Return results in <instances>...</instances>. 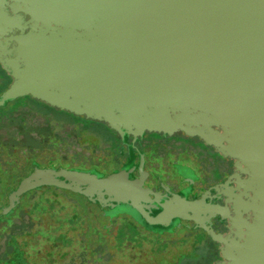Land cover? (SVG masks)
Returning a JSON list of instances; mask_svg holds the SVG:
<instances>
[{"label": "water", "instance_id": "obj_1", "mask_svg": "<svg viewBox=\"0 0 264 264\" xmlns=\"http://www.w3.org/2000/svg\"><path fill=\"white\" fill-rule=\"evenodd\" d=\"M0 61L12 77L1 105L30 95L123 141L183 131L235 159L247 177L236 173L234 235H214L218 264H264V0H0ZM72 171L90 177L63 184L35 168L25 190L54 185L104 206L131 189L123 170L60 172Z\"/></svg>", "mask_w": 264, "mask_h": 264}, {"label": "rangeland", "instance_id": "obj_2", "mask_svg": "<svg viewBox=\"0 0 264 264\" xmlns=\"http://www.w3.org/2000/svg\"><path fill=\"white\" fill-rule=\"evenodd\" d=\"M5 85L7 89L9 85ZM8 105L12 114L8 121L13 122L10 130L14 134L17 127H21L24 145H14L10 149L2 142L0 157L8 159L7 164L11 165L0 164V200L21 188L22 174L34 170L28 168L31 165L28 162L33 159L42 164L43 179L63 184L88 180L90 175L80 178L74 171L72 174L60 171L75 169L105 174L126 162L120 153L125 141L105 122L52 107L30 95L17 98ZM147 142L139 147L133 144L140 155L139 164L133 167L138 170L139 176L133 181L137 187L143 184L149 172L148 162L157 166L160 161L162 166L161 162L164 163L172 152L170 149H193L202 161L208 159L210 170L215 166L208 157V150L194 138L176 135L163 141L158 136H149ZM150 148L161 157L150 160L146 154ZM124 179L123 173L120 174L119 181ZM26 193L21 208L10 216H16L15 224L0 223V231L10 232L23 247L19 248L11 240L16 248L8 258H2L0 264H200L206 260L209 245L203 246L200 242L201 231L197 228L190 227L194 233L182 229L155 237L143 229L132 228V220L141 222L134 214L130 220L119 208L105 210L106 207L80 191L45 185ZM102 200L104 204L110 202L109 198ZM189 201L199 203V199ZM32 208L35 212L30 219ZM23 224H28L27 229L16 236L13 227L20 228ZM148 228L160 233L166 230L158 224ZM206 228L212 234V227L206 224ZM123 233L125 239L120 242ZM1 238L3 241L4 234ZM197 249H200L198 253Z\"/></svg>", "mask_w": 264, "mask_h": 264}, {"label": "flooded vegetation", "instance_id": "obj_3", "mask_svg": "<svg viewBox=\"0 0 264 264\" xmlns=\"http://www.w3.org/2000/svg\"><path fill=\"white\" fill-rule=\"evenodd\" d=\"M80 117L85 116L81 115ZM176 135L196 139L199 145L208 150L209 159L211 162H215L214 168L210 170L208 159L204 158L207 160L204 163L203 161L205 160L202 161L201 156L197 155V152L193 149L175 150L169 147L172 152L168 155V159L164 160V163L161 162L162 166L160 165V161L157 166L156 164L153 165L148 162L147 168H149V172L145 176L143 184L140 187L135 186L133 184L134 178L139 175L138 170H135L136 168L134 169L133 167L137 163L139 164L140 155L133 148V144L136 147L146 145L148 144L147 138L149 136H158L164 141L165 138L167 139V137H174ZM134 140L136 141L133 143ZM121 144H123L122 141ZM120 153L126 159L125 164L105 174L123 170L126 179L122 190L126 188L125 185L128 179L132 182L131 189L121 194L118 201H110L108 202L109 204H105L104 206L98 200L93 201H96L102 207H106L105 210L108 208H119L130 220H132V214H134L141 222L132 220L135 226L133 228L137 229V231L138 229L140 231L143 229L151 235H155V237L174 234L182 229L194 233L193 228H197L201 231L198 236L200 242L203 246L209 245L208 253L205 255V257L207 256L206 260L200 264H218L224 260L223 244L214 235H222L224 237L230 234L234 235L231 222V218L236 215L234 212V197L244 191V188L237 189L238 182L236 173H240L242 178L247 177L245 173L237 170L235 159L223 155L214 146L206 144L200 137L189 136L183 131L176 132L172 135L160 132H146L137 139L130 136L122 145ZM146 154L150 157V160L161 157L158 156L157 151L151 148L147 149ZM163 164L165 168H162L164 167ZM41 167L38 166L36 168ZM131 168L134 170L132 169L130 171ZM242 196L244 200L248 199L245 194ZM194 199H199V203L189 201ZM128 202L134 203L136 207H133ZM111 203H113L112 206L110 205ZM193 207L201 208V210L193 212L191 211ZM140 209L144 211H140ZM217 209L223 213L215 212ZM171 211L172 214L170 215L169 213ZM186 212L188 215H186ZM178 213H182L187 218L175 216ZM249 214L251 215L252 212H243V217L248 218ZM146 215L155 219L156 217L162 218L168 224L163 225L161 223L149 222ZM157 224L161 227H166L165 232L160 233L148 228L149 225L153 226ZM206 224L212 227V234L208 233L209 229L206 228ZM190 227L193 228L191 229ZM199 250L197 249V253Z\"/></svg>", "mask_w": 264, "mask_h": 264}, {"label": "trees", "instance_id": "obj_4", "mask_svg": "<svg viewBox=\"0 0 264 264\" xmlns=\"http://www.w3.org/2000/svg\"><path fill=\"white\" fill-rule=\"evenodd\" d=\"M10 80H12L11 75L9 74L8 70L4 67L3 63L0 61V94L6 88V87L4 88L3 84L4 85L6 84L7 87H8V85L10 83ZM7 106H9L8 103L5 104V105H1L0 104V147H2V142H3L6 145V147L11 149V147H13L14 145H24V144H23V142L21 140V137H22L21 136V131H22L21 127L18 126L17 129H16V132L14 134H12V131L10 130L13 122L12 121H8L9 116L12 115V114H11L10 108H8ZM114 132H116V131H114ZM43 143H45V141ZM7 160L8 159H3L2 157H0V164L1 165L5 164V165H8V166L11 165V164H7L8 163ZM28 164H31L28 167L29 169H33V168L35 169L38 166H42V164H40L36 159H33V160L29 161ZM29 174L27 173L25 175V172L22 174V177H21V180H20L21 181V183H20L21 184V188L18 191H14V192L11 191V192H9L10 194L8 193L9 195L8 194L6 195L4 200H0V209H4L3 205L8 200H10L13 196H15L17 198V201L14 204V207L8 212V214L4 213L2 216H0V223L7 221L8 223H12L11 225L15 224V219L14 218H16V216L13 217V218H10V216L21 208L22 202L24 200L23 198L25 197V195H27L26 192H28L30 190H33V189H37V188H31V189L25 190V180H26V178L28 177ZM15 183H17V182H15ZM51 186L56 187L54 185H51ZM95 203H97V202H95ZM97 204H99V203H97ZM35 208H37V207H35ZM33 212H35V209L32 208V210L29 213L30 219H33V216H34ZM17 217H19V215ZM24 223H27V222H24ZM27 226H28V224L26 226H24V224H23L20 228L19 227L15 228L16 226H14V227L12 226V227H13V230H16L15 232L17 233L16 234V236H17L19 234L24 233V230L27 229ZM1 228H2V226L0 225V229ZM9 233H7L6 231H3V232L0 231V261H3L2 258H4V257L8 258L10 253H12V251H14V249L16 248L14 245L11 244V240L15 243V245H18L19 248L23 247L21 245V243H19L15 237L14 238L11 237V235ZM3 234H4L5 238L2 241L1 237L3 236ZM124 237H125V235L123 233V235H121V237H120V242L124 241V239H125Z\"/></svg>", "mask_w": 264, "mask_h": 264}]
</instances>
